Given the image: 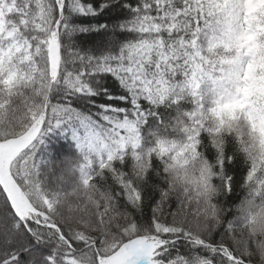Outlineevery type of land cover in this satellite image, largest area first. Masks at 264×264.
<instances>
[{"label": "snow or ice", "instance_id": "snow-or-ice-1", "mask_svg": "<svg viewBox=\"0 0 264 264\" xmlns=\"http://www.w3.org/2000/svg\"><path fill=\"white\" fill-rule=\"evenodd\" d=\"M0 264H264V0H0Z\"/></svg>", "mask_w": 264, "mask_h": 264}]
</instances>
